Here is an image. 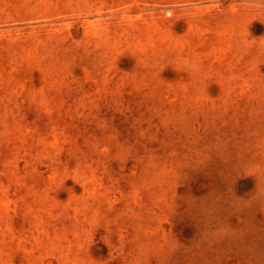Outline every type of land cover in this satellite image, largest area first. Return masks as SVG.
Returning a JSON list of instances; mask_svg holds the SVG:
<instances>
[{
    "label": "rangeland",
    "instance_id": "1",
    "mask_svg": "<svg viewBox=\"0 0 264 264\" xmlns=\"http://www.w3.org/2000/svg\"><path fill=\"white\" fill-rule=\"evenodd\" d=\"M0 264H264V0H0Z\"/></svg>",
    "mask_w": 264,
    "mask_h": 264
}]
</instances>
